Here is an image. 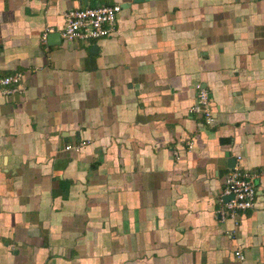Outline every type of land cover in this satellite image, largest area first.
I'll return each mask as SVG.
<instances>
[{
	"label": "crops",
	"instance_id": "obj_1",
	"mask_svg": "<svg viewBox=\"0 0 264 264\" xmlns=\"http://www.w3.org/2000/svg\"><path fill=\"white\" fill-rule=\"evenodd\" d=\"M100 4L121 7L112 35H59ZM16 72L0 264H264V0H0V79ZM237 156L257 194L235 227L214 213Z\"/></svg>",
	"mask_w": 264,
	"mask_h": 264
},
{
	"label": "built area",
	"instance_id": "obj_2",
	"mask_svg": "<svg viewBox=\"0 0 264 264\" xmlns=\"http://www.w3.org/2000/svg\"><path fill=\"white\" fill-rule=\"evenodd\" d=\"M121 7L118 4H100L94 7L72 8L63 14V25L59 30V35L69 41L78 40H99L113 34L115 22ZM54 29L47 27L41 38L45 40L47 35ZM23 74L16 72L0 79V84L4 86L3 94H19L23 91ZM196 96L194 103L189 107V112L203 118L206 125L213 124V106L208 94V90L200 84H196ZM88 141L81 140L76 144H66L65 150L79 152ZM188 147H192V142H188ZM174 155L177 153L174 151ZM240 156H237L235 164L225 174L223 181V191L219 199V206L215 209L214 216L219 222L227 219L231 220L235 227L238 226L239 215L253 208L256 201V188L252 181V174L244 170L239 165ZM224 196H232L224 200ZM235 231H229L232 235ZM234 256L243 260L240 250L234 251Z\"/></svg>",
	"mask_w": 264,
	"mask_h": 264
},
{
	"label": "water",
	"instance_id": "obj_3",
	"mask_svg": "<svg viewBox=\"0 0 264 264\" xmlns=\"http://www.w3.org/2000/svg\"><path fill=\"white\" fill-rule=\"evenodd\" d=\"M234 164H235V163H234ZM231 197H232V196H224L223 199H224V200H228V199H230Z\"/></svg>",
	"mask_w": 264,
	"mask_h": 264
}]
</instances>
